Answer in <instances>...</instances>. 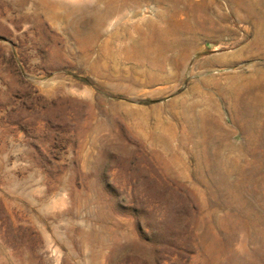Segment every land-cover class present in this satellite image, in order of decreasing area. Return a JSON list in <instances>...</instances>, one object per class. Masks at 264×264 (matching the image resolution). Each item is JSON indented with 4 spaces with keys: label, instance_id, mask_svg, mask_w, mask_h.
I'll return each instance as SVG.
<instances>
[{
    "label": "rangeland",
    "instance_id": "1",
    "mask_svg": "<svg viewBox=\"0 0 264 264\" xmlns=\"http://www.w3.org/2000/svg\"><path fill=\"white\" fill-rule=\"evenodd\" d=\"M0 264H264V0H0Z\"/></svg>",
    "mask_w": 264,
    "mask_h": 264
},
{
    "label": "bare ground",
    "instance_id": "2",
    "mask_svg": "<svg viewBox=\"0 0 264 264\" xmlns=\"http://www.w3.org/2000/svg\"><path fill=\"white\" fill-rule=\"evenodd\" d=\"M240 76V75H239ZM248 78V77H247ZM242 85V84H241ZM241 85H240V87H241ZM243 86H245V84L243 85ZM249 86V85H248ZM245 88V87H244ZM236 89H238V90H241L240 88H236ZM247 93V92H246ZM244 96V95H243ZM236 99V98H235ZM243 99V98H242ZM244 100V99H243ZM242 100V101H243ZM247 100H249V98L247 99ZM240 101V100H239ZM246 101V100H245ZM246 103H248V102H246ZM244 104L243 105V107L240 109V112H239V115H240V117H242V118H244L250 111H251V108H249L248 106H247V104Z\"/></svg>",
    "mask_w": 264,
    "mask_h": 264
}]
</instances>
